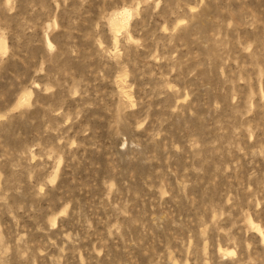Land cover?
Masks as SVG:
<instances>
[{
	"label": "rangeland",
	"instance_id": "rangeland-1",
	"mask_svg": "<svg viewBox=\"0 0 264 264\" xmlns=\"http://www.w3.org/2000/svg\"><path fill=\"white\" fill-rule=\"evenodd\" d=\"M0 264H264V0H0Z\"/></svg>",
	"mask_w": 264,
	"mask_h": 264
}]
</instances>
